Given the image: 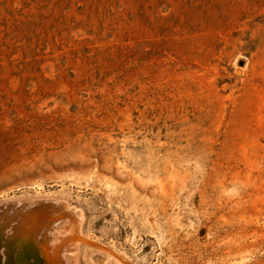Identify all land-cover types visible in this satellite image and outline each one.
<instances>
[{
    "label": "rangeland",
    "instance_id": "1",
    "mask_svg": "<svg viewBox=\"0 0 264 264\" xmlns=\"http://www.w3.org/2000/svg\"><path fill=\"white\" fill-rule=\"evenodd\" d=\"M0 227V264H264V0H0Z\"/></svg>",
    "mask_w": 264,
    "mask_h": 264
},
{
    "label": "bare ground",
    "instance_id": "2",
    "mask_svg": "<svg viewBox=\"0 0 264 264\" xmlns=\"http://www.w3.org/2000/svg\"><path fill=\"white\" fill-rule=\"evenodd\" d=\"M28 204V203H27ZM33 205H35L36 203H32ZM31 205V204H30ZM51 206V205H50ZM52 206H54V205H52ZM61 208L63 209L62 210V212L61 211H57L55 208H54V210L52 211L53 213H56V215L53 217V218H48V220H50L51 222H49L50 224H52L51 225V227L49 226L48 228L49 229H47V230H49V238L52 240V241H54L55 240V238L57 237V235L59 234V232H58V234H57V231H58V229L59 228H63V227H66V228H64V229H66L67 231L69 230V231H71V230H73L72 228H74V226H77V227H80L79 226V216H80V221H82V218H81V215H80V213L77 211V212H73L72 210H69L70 208H69V206L66 204V203H61ZM25 207V206H24ZM23 207V208H24ZM49 207V206H48ZM13 208V207H12ZM15 208H17V207H15ZM22 208V209H23ZM31 208V207H30ZM29 208V209H30ZM53 208V207H52ZM58 209H61V208H59V206L57 207ZM21 209V208H20ZM26 209V208H25ZM25 209H23V210H25ZM41 210V209H40ZM51 210V209H50ZM22 211V210H21ZM25 211H27V210H25ZM43 211H45V210H43ZM3 212V211H2ZM12 213V212H11ZM10 213V214H11ZM22 213V215L24 214V212H21ZM21 213H20V216H21ZM27 213V212H26ZM35 213V212H34ZM58 213V214H57ZM79 213V216H77V214ZM12 214H14V213H12ZM32 214V213H31ZM42 214V213H41ZM45 214H49V213H47V212H45ZM44 214V215H45ZM19 215V214H18ZM18 215H16V216H18ZM50 215V214H49ZM54 215V214H53ZM42 217V216H41ZM40 217V218H41ZM45 217V216H44ZM51 217V216H50ZM14 218V217H13ZM12 217H11V219H13ZM21 218V217H20ZM28 218V217H27ZM33 218V217H32ZM39 218V217H38ZM37 218V219H38ZM6 219V218H5ZM35 220H36V218H34ZM14 220H15V218H14ZM24 220V219H23ZM45 220V219H44ZM6 222L8 221V220H5ZM39 221V220H38ZM43 221V219L41 220V222ZM10 222V221H9ZM22 222V221H21ZM24 222H25V220H24ZM34 222V221H33ZM44 222H47V220L46 221H43V224H45ZM15 223H16V221H15ZM26 223V222H25ZM28 223V222H27ZM31 223V222H30ZM29 223V224H30ZM36 223V222H35ZM35 223H34V225H35ZM10 224H11V222H10ZM14 224V223H13ZM21 224H23V222L21 223ZM36 224H40V223H36ZM42 224V225H43ZM12 225V224H11ZM47 225V224H46ZM46 225H44V227L46 226ZM80 225H81V222H80ZM32 226H33V224H32ZM12 227V226H11ZM14 227H15V225H14ZM35 227V226H34ZM1 228V227H0ZM20 228V227H19ZM21 229H22V226H21ZM45 229V228H44ZM44 229H42L43 230V232H45L46 233V231H44ZM75 229V228H74ZM31 230V229H30ZM39 229H37V231H38ZM77 230H78V228H77ZM14 231V230H13ZM18 231H20L19 229H18ZM22 231V230H21ZM67 232V233H70V232ZM73 231H75V230H73ZM73 231H71V232H73ZM2 232V231H1ZM48 232V231H47ZM21 233V232H20ZM23 233V232H22ZM40 233V232H39ZM38 233V234H39ZM44 233V234H45ZM79 233V232H78ZM32 234V233H31ZM30 234V236H32ZM42 234V233H41ZM29 234H27L26 236H28ZM34 235H36V234H34ZM65 235H67V234H65ZM30 236H28V237H30ZM41 236V235H40ZM39 236V237H40ZM59 236V235H58ZM17 237V236H16ZM38 237V236H37ZM37 237L35 238V239H37ZM64 237V236H63ZM12 238V237H11ZM22 238V237H21ZM24 238V237H23ZM32 238V237H31ZM44 238V237H43ZM43 238H41L42 239V241H43ZM61 238V237H60ZM65 238H66V236H65ZM25 239V238H24ZM24 239H23V241H24ZM32 239H34V238H32ZM31 239V240H32ZM58 239H59V237H57V241H58ZM62 239V238H61ZM67 239V238H66ZM66 239H64L65 241H66ZM78 239H80L81 240V238L79 237ZM78 239H76V240H78ZM17 240V239H16ZM20 240V239H19ZM22 240V239H21ZM30 240V241H31ZM49 240V239H48ZM72 240L74 241V239L72 238ZM76 240L74 241V242H76ZM45 241V240H44ZM72 241V242H73ZM79 241V240H78ZM59 242V241H58ZM63 242V241H62ZM61 241H60V243L61 244H63ZM80 242V241H79ZM25 243H26V241H25ZM45 243H46V241H45ZM78 243V242H77ZM76 243V244H77ZM23 244V243H22ZM43 244V243H42ZM72 244V243H71ZM71 244H69V245H71ZM74 244V243H73ZM76 244H75V246H76ZM58 246L60 245V244H57ZM68 245V244H67ZM22 247H23V245H21ZM63 246H64V244H63ZM78 246V245H77ZM76 246V247H77ZM26 247V246H25ZM46 247H47V245H46ZM54 247V246H53ZM69 247H71V246H69ZM69 247H68V249H66V251H69L70 249H69ZM19 248V247H18ZM32 248V247H31ZM75 248V247H74ZM78 248V247H77ZM9 249V248H8ZM54 249H55V247H54ZM65 249V248H64ZM79 249V248H78ZM22 250V249H21ZM29 250V249H28ZM27 250V251H28ZM41 250V249H40ZM50 250V249H49ZM53 250V249H52ZM71 250H73V248H71ZM12 251V250H11ZM11 251H8V252H11ZM30 251V250H29ZM45 251V250H44ZM64 251V250H63ZM76 251H78V250H76ZM19 252V251H18ZM40 252V251H39ZM46 252V251H45ZM60 252V251H59ZM59 252H58V249L56 248L55 250H53V252H52V254L50 255V254H47L48 253V251H47V253H45V254H47L49 257H50V261H49V263L48 264H56L57 262L58 263H60L59 262V259H58V261H57V258L58 257H60L59 256ZM73 252H75V251H73ZM72 251H71V253H73ZM66 253V252H65ZM64 253V254H65ZM69 253V252H68ZM18 254V253H17ZM20 254V253H19ZM41 255H42V253H40ZM37 255H38V253H37ZM70 255V254H69ZM68 255V257H70ZM72 255H74V254H72ZM18 256V255H17ZM25 256V255H24ZM27 256V255H26ZM25 256V257H26ZM29 256H30V254H29ZM21 257V256H20ZM67 257V258H68ZM72 257H74V256H72ZM76 257V256H75ZM14 258H16V256L14 257ZM35 259L34 260H36V257H34ZM19 259V258H18ZM17 259V260H18ZM25 259V258H24ZM75 259V258H74ZM46 260V259H45ZM68 260V259H67ZM47 261V260H46ZM70 261V260H69ZM34 261H32V263H33ZM37 261H35V263H36ZM62 262V261H61ZM31 263V264H32ZM34 263V264H35ZM38 263V262H37ZM63 263V262H62ZM1 264H2V262H1ZM18 264H22L21 262H18ZM45 264V263H44Z\"/></svg>",
    "mask_w": 264,
    "mask_h": 264
},
{
    "label": "water",
    "instance_id": "3",
    "mask_svg": "<svg viewBox=\"0 0 264 264\" xmlns=\"http://www.w3.org/2000/svg\"><path fill=\"white\" fill-rule=\"evenodd\" d=\"M38 206L45 207L46 205L41 204V205H38Z\"/></svg>",
    "mask_w": 264,
    "mask_h": 264
}]
</instances>
